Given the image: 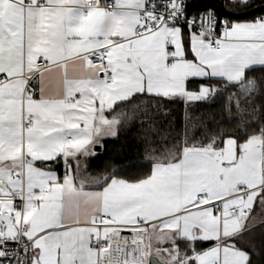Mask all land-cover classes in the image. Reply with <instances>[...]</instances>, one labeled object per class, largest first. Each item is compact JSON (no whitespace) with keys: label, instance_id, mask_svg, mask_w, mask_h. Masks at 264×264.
<instances>
[{"label":"snow or ice","instance_id":"snow-or-ice-1","mask_svg":"<svg viewBox=\"0 0 264 264\" xmlns=\"http://www.w3.org/2000/svg\"><path fill=\"white\" fill-rule=\"evenodd\" d=\"M219 3L0 0V264L264 257V0ZM221 96L234 131L193 112ZM177 100L179 139L157 147ZM133 123L151 170L89 172L95 146Z\"/></svg>","mask_w":264,"mask_h":264},{"label":"trees","instance_id":"trees-1","mask_svg":"<svg viewBox=\"0 0 264 264\" xmlns=\"http://www.w3.org/2000/svg\"><path fill=\"white\" fill-rule=\"evenodd\" d=\"M190 5H198L188 7L186 9L187 14L196 15L204 10V7L216 5L217 12L221 14L219 9L221 5L219 0H187ZM254 3L259 4L260 0H254ZM259 12V11H258ZM258 12L252 13L251 16H255ZM260 75V73H257ZM231 90V89H229ZM143 98L134 97L132 100L124 103L123 107L126 111H131V106L136 104ZM256 104L264 105V96H258L255 101ZM223 104L222 96L211 104L197 105L193 112L197 115L206 116L208 119L209 129L215 131L219 128L226 129L228 131H234L235 121L228 120L227 117H223L218 111ZM167 106L171 108V114L164 119L158 118L156 134H150L153 143L158 147L161 143L160 137L167 136L164 143H172L179 139V133L182 127L183 116V102L172 101L168 102ZM249 113L252 110L249 109ZM235 115V113L233 114ZM251 123V121H249ZM237 135H243L244 133L237 129ZM143 133L141 126L138 123H133L127 128H121L120 134L116 138H105L102 142V149L97 151V155L88 159V171L93 173H99L102 171H111L113 175L124 178H137L143 176L151 170L153 161L145 158L146 142L142 139ZM261 229H255L257 238ZM258 251V250H257ZM253 259L258 264H264V257L259 253L253 256Z\"/></svg>","mask_w":264,"mask_h":264},{"label":"crops","instance_id":"crops-1","mask_svg":"<svg viewBox=\"0 0 264 264\" xmlns=\"http://www.w3.org/2000/svg\"><path fill=\"white\" fill-rule=\"evenodd\" d=\"M55 83H56V81H55V79L53 78V80H52V84H53V87H55ZM104 140V139H103ZM103 140H102V142H103ZM101 142V143H102ZM98 145H100V144H97L96 146H98ZM95 146V147H96ZM96 152H97V150H95ZM152 167V166H151ZM57 171L58 172H61V174H62V166H61V169H57ZM29 217H25V219H28Z\"/></svg>","mask_w":264,"mask_h":264},{"label":"water","instance_id":"water-1","mask_svg":"<svg viewBox=\"0 0 264 264\" xmlns=\"http://www.w3.org/2000/svg\"><path fill=\"white\" fill-rule=\"evenodd\" d=\"M260 11V9H252L251 14ZM102 149L101 145L95 147V150L100 151Z\"/></svg>","mask_w":264,"mask_h":264},{"label":"built area","instance_id":"built-area-1","mask_svg":"<svg viewBox=\"0 0 264 264\" xmlns=\"http://www.w3.org/2000/svg\"><path fill=\"white\" fill-rule=\"evenodd\" d=\"M217 15H219V13L217 12Z\"/></svg>","mask_w":264,"mask_h":264}]
</instances>
